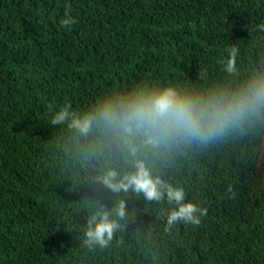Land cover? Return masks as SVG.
I'll return each instance as SVG.
<instances>
[{"label": "trees", "instance_id": "1", "mask_svg": "<svg viewBox=\"0 0 264 264\" xmlns=\"http://www.w3.org/2000/svg\"><path fill=\"white\" fill-rule=\"evenodd\" d=\"M254 76L264 0H0V264H264V122L149 154L153 174L207 215L168 226L175 205L129 193L106 247L84 243L87 222L124 194L94 178L131 165L98 132L51 123L137 85L201 93Z\"/></svg>", "mask_w": 264, "mask_h": 264}, {"label": "clouds", "instance_id": "2", "mask_svg": "<svg viewBox=\"0 0 264 264\" xmlns=\"http://www.w3.org/2000/svg\"><path fill=\"white\" fill-rule=\"evenodd\" d=\"M75 19L65 14L61 24L71 27ZM237 49L233 48L226 69L233 73ZM51 109V105H49ZM264 122V76H254L238 87L196 93L174 85H137L130 91H116L105 96L86 112L68 104L56 111L51 123L65 124L81 136L98 132L119 149L131 169L105 167L95 182L113 194H124L111 209L101 210L87 222L84 243L106 247L114 233L122 227L128 214L125 197L129 193L146 201L164 199L175 207L167 211V225L178 222L197 226L207 208L186 200L182 187L174 186L153 174L148 160L184 143L207 145L226 138L254 121ZM93 148L91 153L100 152Z\"/></svg>", "mask_w": 264, "mask_h": 264}]
</instances>
